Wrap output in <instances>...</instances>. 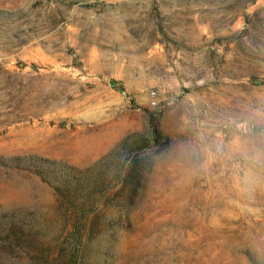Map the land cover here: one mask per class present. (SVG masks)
<instances>
[{
	"label": "rangeland",
	"instance_id": "1",
	"mask_svg": "<svg viewBox=\"0 0 264 264\" xmlns=\"http://www.w3.org/2000/svg\"><path fill=\"white\" fill-rule=\"evenodd\" d=\"M0 264H264V0H0Z\"/></svg>",
	"mask_w": 264,
	"mask_h": 264
},
{
	"label": "trees",
	"instance_id": "2",
	"mask_svg": "<svg viewBox=\"0 0 264 264\" xmlns=\"http://www.w3.org/2000/svg\"><path fill=\"white\" fill-rule=\"evenodd\" d=\"M135 136H136V135H135ZM138 136H139V138L142 139L143 142H145L146 139L144 140L143 137H142L141 135H138ZM129 138H130V137H128V139H129ZM147 141H148V140H147ZM123 142L126 143V142H127V139L124 140ZM122 144H123V143H122ZM55 190H56V192L59 191V189H57L56 187H55Z\"/></svg>",
	"mask_w": 264,
	"mask_h": 264
}]
</instances>
